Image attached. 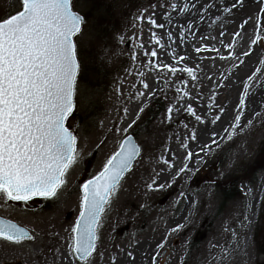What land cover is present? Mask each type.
I'll return each mask as SVG.
<instances>
[{"label":"rangeland","instance_id":"1","mask_svg":"<svg viewBox=\"0 0 264 264\" xmlns=\"http://www.w3.org/2000/svg\"><path fill=\"white\" fill-rule=\"evenodd\" d=\"M200 1L207 8L221 7L220 12L200 37L196 33L186 36L184 19L188 11L183 12V6L188 4L191 9ZM233 3L234 0H74V10L86 20L82 36L77 38L81 72L76 109L67 122L78 137L79 160L70 169L57 199L35 198L27 206L19 202H9L8 207L0 205V217L27 228L36 237L21 245L0 241V264H67L72 259L63 254L79 215L80 188L102 170L129 134L135 138L140 155L106 212L95 264H112L113 259L115 264H131L144 250L143 264H153L154 258L155 264H264L254 242V233L262 226L259 216L264 184L260 190L258 181L264 177V170L253 176L264 165V156L260 157L264 89L256 94L252 114L244 118L251 89L264 69V2L243 0L241 4L237 0L235 7ZM173 4L177 6L175 10ZM19 10L18 0H0V20ZM148 11L149 17L164 24L163 29H153L148 19H140ZM108 19L114 28L108 27ZM245 20L249 26L241 28ZM105 27L109 32L103 36ZM152 32L161 38L163 48L151 42ZM169 34L172 39H168ZM258 34L262 38L253 44ZM121 36L123 43L119 41ZM169 41L172 50L177 46L185 52L182 56L186 59L179 64L167 59L173 52ZM141 42L143 49L137 47ZM105 47L109 52L102 60ZM196 48L219 51L197 53ZM152 50L157 51L156 58L144 55ZM133 54L135 60L131 58ZM149 60L159 68H149ZM164 65L192 68L197 79L183 72L172 75L160 71ZM250 69L241 89L227 92L221 88L223 74L232 72L241 79ZM178 88L182 89L179 93ZM184 92L189 95L184 96ZM155 98L162 99L164 110L147 122V109ZM189 105L203 123L188 114ZM174 106L169 120L167 110ZM238 114L240 128L234 130L231 126ZM216 116L220 119L213 123ZM132 117L135 119L131 123L122 124ZM220 131V145L200 159L196 153L199 138L207 141ZM193 132L195 140L191 138ZM229 134L232 139H228ZM189 152L193 155L186 161ZM185 163L189 171L181 173ZM154 178L157 185L166 187L150 191L148 185ZM235 182L239 195L221 207V188H232ZM161 244L164 246L158 247Z\"/></svg>","mask_w":264,"mask_h":264},{"label":"snow or ice","instance_id":"2","mask_svg":"<svg viewBox=\"0 0 264 264\" xmlns=\"http://www.w3.org/2000/svg\"><path fill=\"white\" fill-rule=\"evenodd\" d=\"M18 2L21 10L0 20V205L5 207L10 206L9 202L27 206L35 198L46 201L57 199L66 186L70 169L79 160L78 137L67 126V122L76 109L78 77L81 72L77 38L82 36L86 20L74 10V0ZM236 2L234 0L233 7ZM238 2L242 4L243 0ZM171 7L175 10L177 6L173 4ZM192 7H196L195 3ZM208 7L211 8L212 5ZM188 10V4H185L182 11ZM226 11L230 12L231 9ZM197 12L199 13V9ZM261 12L264 13V8ZM140 19L143 20V16ZM148 23L153 29L164 28V24H158L151 17L148 18ZM243 26L242 24L241 28ZM188 27L191 28V25ZM261 38L258 34L252 43L255 44ZM168 39H172L171 34ZM150 40L154 45L164 47L155 32H152ZM119 41L123 43L124 37H119ZM137 47L143 49L144 44L141 42ZM195 51L219 50L196 48ZM108 52L107 47L102 49V60L107 57ZM144 55L156 58L158 53L152 50L145 51ZM245 55L249 53L245 52ZM131 58L135 60L136 55L133 54ZM226 58L220 56V59ZM185 59L181 55L176 63ZM148 67L159 68L152 60L148 61ZM159 70H166L172 75L183 72L192 80L197 79L194 69L189 67L164 65ZM140 75L143 76V73ZM143 86L148 88L147 83ZM181 91L182 89H177L178 93ZM138 95L143 96L144 93ZM183 95L189 94L184 92ZM240 106H245L243 97L240 99ZM167 111L168 119L171 120L174 109L169 107ZM186 111L203 123L191 105ZM219 119L220 116H216L213 123ZM240 119L241 115L238 114L233 124L234 130L240 128ZM191 138L196 139L194 132ZM228 139H232V134H229ZM213 143L216 141L213 140ZM139 155L140 148L133 143L132 138L124 139L102 170L82 184L79 215L70 229V242L63 254L72 258L67 260V264H73V261L95 264L106 212L125 174L132 170L133 162ZM192 155L189 152L185 160L190 161ZM163 163L173 167L167 160ZM186 171H189L187 163L180 169L181 173ZM165 187V184L157 185L155 178L148 185L150 191H161ZM35 239L27 228L12 220L0 219V241L21 245ZM163 246L161 244L158 247ZM128 255L131 256V253ZM112 264H115L114 259Z\"/></svg>","mask_w":264,"mask_h":264},{"label":"bare ground","instance_id":"3","mask_svg":"<svg viewBox=\"0 0 264 264\" xmlns=\"http://www.w3.org/2000/svg\"><path fill=\"white\" fill-rule=\"evenodd\" d=\"M202 2V3H201ZM201 4L197 3L195 4V8H191L188 10V13L186 15V18L184 21L187 23L185 35L190 36L193 33L198 34V37H200L204 32L207 30L208 27L213 25V20L215 19L216 15L220 12L221 7H216L214 9L212 8H207L205 7V4L203 1H200ZM197 9H199V13L197 12ZM207 9V10H206ZM149 11L143 14V19H148L149 18ZM248 21V20H245ZM247 24V23H246ZM244 24L245 28L249 26V24L246 26ZM188 25H191V28L188 27ZM168 47L172 50L173 49V44L168 42ZM176 44L174 45V47ZM184 47V46H183ZM171 55H168L167 59L171 63H176V59L179 58V56L183 55L185 52L182 50H179L178 47L176 46ZM175 57V58H174ZM252 69L247 71V74L242 76L240 79L239 77L236 76L235 73H225L222 75L221 83L220 86L223 90H227V92L231 91L234 88L241 89L243 86V82L247 79V77L251 74L250 72ZM264 89V69L261 71L260 76L257 79V84L251 89V93L249 94L248 100H247V108L244 112V118L249 117L255 106V98L256 94L259 92H262ZM175 109L176 107H172ZM135 119V117H132L129 120L123 121L122 124L128 125L129 123L132 122V120ZM233 127V126H231ZM223 135V132L220 131L217 134H211L209 137V140H204L201 137L199 138V141L197 143V156L202 159L204 158L207 154L212 153L217 146L220 145L221 137ZM213 140L216 141V143H213ZM196 157L195 159H197ZM194 159V162H195ZM199 160V159H197ZM259 189L261 190L264 184V177L259 178ZM258 209V202L256 204V210ZM253 227V225H251ZM252 227L250 228V235L249 238H251V230ZM146 256V251H142L139 257H137L131 264H143V260Z\"/></svg>","mask_w":264,"mask_h":264},{"label":"trees","instance_id":"4","mask_svg":"<svg viewBox=\"0 0 264 264\" xmlns=\"http://www.w3.org/2000/svg\"><path fill=\"white\" fill-rule=\"evenodd\" d=\"M108 21H110V20L108 19ZM113 26L114 25L111 22L110 26H108V27L111 28ZM109 28L105 27L103 36H106L108 34ZM163 110H164V102L162 101L161 98H155L152 101L149 108L147 109L146 121L150 122L151 120L155 119ZM261 146L262 147L260 149V157L264 156V136H263ZM261 170H264V165L258 167L256 169V171L253 173V176L257 175L258 172H260ZM252 180H254V178H252ZM235 184H236V182L234 184H232V188H226V187L221 188V190H220V193L222 196L221 207L224 203L228 202L232 198L239 195V192L237 189L238 184H236V185ZM261 209H262V214L259 216V220L262 223V226L255 231V233H254V240L255 241L254 242H255V246H256L258 254L264 257V198H263V201L261 203Z\"/></svg>","mask_w":264,"mask_h":264},{"label":"water","instance_id":"5","mask_svg":"<svg viewBox=\"0 0 264 264\" xmlns=\"http://www.w3.org/2000/svg\"><path fill=\"white\" fill-rule=\"evenodd\" d=\"M128 137H131L133 143H135V144L137 145V143H136V141H135V138H134L133 135H131V134H129V135H127L125 138H123L122 141H123L124 139L128 138ZM122 141H121V142H122ZM121 142H120V143H121ZM137 146H138V145H137ZM138 147H139V146H138ZM117 150H118V149H117ZM117 150H116V151H117ZM137 158H138V157H137ZM135 161H136V160H135ZM135 161H134V162H135ZM134 162H133V164H134ZM0 219H4V218L0 217ZM6 220H7V219H6ZM21 227H22V226H21Z\"/></svg>","mask_w":264,"mask_h":264}]
</instances>
